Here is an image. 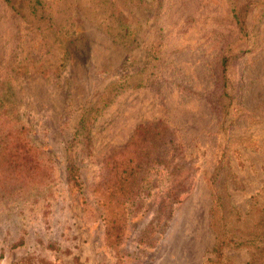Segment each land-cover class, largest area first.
I'll list each match as a JSON object with an SVG mask.
<instances>
[{"label":"rangeland","instance_id":"1","mask_svg":"<svg viewBox=\"0 0 264 264\" xmlns=\"http://www.w3.org/2000/svg\"><path fill=\"white\" fill-rule=\"evenodd\" d=\"M148 1L135 0L139 8L128 3L131 11L119 8L135 23L133 41L118 43L84 20L64 38L67 57L58 75L10 81L6 116L28 127L31 141L43 147L52 168L47 185L31 189L21 203L0 191V264H114L115 252L102 242L89 190L85 205L69 187L67 157H74L87 188L99 178L103 154L122 145L144 121L161 118L173 125L193 174L166 220L167 209L159 204L165 199L167 172L158 166L147 171L145 182L154 187L141 197L139 209L129 208L118 247L125 264H204L213 256L208 178L217 159L224 175L229 172V200L242 214L250 196L264 188V14L257 42L247 37L238 41L226 0H164L156 16L143 4ZM234 1L236 13L248 20L259 12L257 0ZM25 21L0 0V72L39 50L40 36ZM156 24L162 26L163 39L150 82L120 89L83 126L82 140L71 142L83 108L116 78L124 57L132 55V68L138 69ZM230 46L242 50L229 68L238 99L231 100L224 117L235 120L224 121L220 130L219 103L228 98L220 90L218 67L220 54ZM222 149L226 153L220 156ZM255 244L224 248L222 263L264 264V253L255 250L263 243Z\"/></svg>","mask_w":264,"mask_h":264},{"label":"trees","instance_id":"2","mask_svg":"<svg viewBox=\"0 0 264 264\" xmlns=\"http://www.w3.org/2000/svg\"><path fill=\"white\" fill-rule=\"evenodd\" d=\"M21 21L26 19L28 27L40 36L39 50L23 58L0 72V191L7 198L23 202L31 189L40 191L47 185L51 175V165L44 160V149L34 144L25 125L16 124L6 116L7 96L10 94V81L20 76H56L65 64L67 49L65 39L75 33L77 25L87 21L90 25L105 32L118 43L134 40V29L131 20L119 13L125 7L131 11L130 3L139 8L135 0H3ZM164 0H149L143 3L153 9L156 16ZM228 10L237 30L238 41L247 37L257 42L260 17L264 14V0H257L259 12L248 20L243 13H236L234 0H226ZM128 17V16H127ZM163 29L160 24L154 25L150 41L145 45L143 59L138 69L132 68L135 59L132 55L124 57L121 67L116 71V78L109 82L97 98L83 108L76 121L75 132L69 138L71 142L82 140L83 126L90 124L101 108L106 106L120 89L126 85L139 86L150 82L153 68L159 60L162 45ZM241 49L230 46L220 54L218 80L222 95L228 100L219 103L222 117L217 121L219 129L224 121L235 119L224 117L232 99H238L237 84L229 75L232 62L240 57ZM233 94V97L230 95ZM231 96V97H230ZM80 130V133L79 131ZM176 130L164 119L144 121L135 126L128 139L120 146L110 147L103 154L102 167L98 180L85 188L78 166L73 156L67 157L65 167L69 187L79 196L83 204H88L86 190L92 196L93 209L100 220L103 244L115 252L114 264H125L118 247L124 237L129 208L137 210L141 197L148 196L154 184H146L147 171L158 166L165 169L168 175L165 199L161 198L159 208L167 209L166 220L171 218L172 206L179 195L189 187V178L193 174L191 163L185 160L180 142L175 136ZM75 144V143H74ZM68 148V146H67ZM172 150L170 156L167 152ZM222 149L220 156L225 155ZM220 158L216 160L214 173L208 178L211 187V204L208 208V226L214 233V243L204 264H223L224 248H252L258 245L256 253H264V188L252 194L247 210L242 214L229 200L227 192V175ZM229 170V169H227ZM39 189V190H38ZM22 243L20 239L19 244ZM260 258L262 259L261 255ZM42 261V260H41ZM22 264V263H18ZM42 264H51L43 261Z\"/></svg>","mask_w":264,"mask_h":264}]
</instances>
